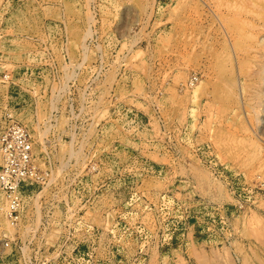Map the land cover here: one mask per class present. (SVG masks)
<instances>
[{
    "label": "rangeland",
    "instance_id": "obj_1",
    "mask_svg": "<svg viewBox=\"0 0 264 264\" xmlns=\"http://www.w3.org/2000/svg\"><path fill=\"white\" fill-rule=\"evenodd\" d=\"M263 27L264 0H0V121L52 174L21 221L78 175L123 264H264Z\"/></svg>",
    "mask_w": 264,
    "mask_h": 264
},
{
    "label": "built area",
    "instance_id": "obj_2",
    "mask_svg": "<svg viewBox=\"0 0 264 264\" xmlns=\"http://www.w3.org/2000/svg\"><path fill=\"white\" fill-rule=\"evenodd\" d=\"M199 81V75L194 74L186 86L193 89ZM0 150V191L9 202L7 217L17 229L13 238L0 240V264H123V256L110 251L113 238L92 220L93 202L101 197L82 189L83 178L78 175L67 176L63 188L56 184L52 205L43 207L41 203L35 218L21 221L24 190L49 183L52 174L35 165L30 133L11 114L0 121ZM112 210L116 224L124 225V213ZM106 213L103 210V215ZM139 219L134 222L137 232L142 228ZM128 264H149L148 254L139 250Z\"/></svg>",
    "mask_w": 264,
    "mask_h": 264
},
{
    "label": "bare ground",
    "instance_id": "obj_3",
    "mask_svg": "<svg viewBox=\"0 0 264 264\" xmlns=\"http://www.w3.org/2000/svg\"><path fill=\"white\" fill-rule=\"evenodd\" d=\"M212 3V2H211ZM213 5V4H212ZM221 6V5H220ZM225 6H226V4H225ZM223 7V6H222ZM221 8V7H220ZM226 17V16H225ZM264 28V27H263ZM262 28V29H263ZM259 32H260V30H259ZM262 32H264V31H262ZM260 35V34H259ZM253 36V35H252ZM257 36V35H256ZM261 39H262V37H261ZM259 44V43H258ZM255 49V48H254ZM253 111V110H252ZM259 112V111H258ZM257 113V112H256ZM3 209V208H2Z\"/></svg>",
    "mask_w": 264,
    "mask_h": 264
}]
</instances>
